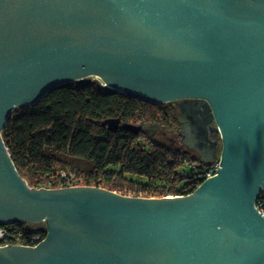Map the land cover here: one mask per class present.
I'll list each match as a JSON object with an SVG mask.
<instances>
[{"label": "water", "instance_id": "obj_1", "mask_svg": "<svg viewBox=\"0 0 264 264\" xmlns=\"http://www.w3.org/2000/svg\"><path fill=\"white\" fill-rule=\"evenodd\" d=\"M91 77L144 102H178L181 145L219 168L185 196L35 189L0 135V226L46 232L34 247H0V264H264L255 207L264 189V0H0V132L15 109ZM101 126L140 130L118 119Z\"/></svg>", "mask_w": 264, "mask_h": 264}, {"label": "trees", "instance_id": "obj_2", "mask_svg": "<svg viewBox=\"0 0 264 264\" xmlns=\"http://www.w3.org/2000/svg\"><path fill=\"white\" fill-rule=\"evenodd\" d=\"M176 112L170 103L144 102L97 82H71L32 106L15 109L0 135L29 188H66L64 181L76 178L78 186L123 196H185L204 180L207 165L180 147ZM108 119L140 130L133 134L119 127L111 133L101 126ZM167 132L172 136L166 141ZM0 227L9 238L21 234L24 244L33 235H46L43 224Z\"/></svg>", "mask_w": 264, "mask_h": 264}, {"label": "built area", "instance_id": "obj_3", "mask_svg": "<svg viewBox=\"0 0 264 264\" xmlns=\"http://www.w3.org/2000/svg\"><path fill=\"white\" fill-rule=\"evenodd\" d=\"M218 168H219V161L218 160L212 161L205 170L204 179L214 176ZM64 183L66 184L64 187L78 186L75 184V180L73 178L67 181L65 180ZM255 207L257 212L264 218V189L262 190L258 199L256 200ZM9 234H10L9 231L0 227V247H8V246L34 247L44 239L40 235H33L30 237L29 244H24L20 239L21 234H17L15 236H12L11 238H9Z\"/></svg>", "mask_w": 264, "mask_h": 264}, {"label": "flooded vegetation", "instance_id": "obj_4", "mask_svg": "<svg viewBox=\"0 0 264 264\" xmlns=\"http://www.w3.org/2000/svg\"><path fill=\"white\" fill-rule=\"evenodd\" d=\"M172 106H176V109H177V105H178V102H172V103H170ZM194 106H196V107H200V108H202L203 107V102L202 101H198V102H196L195 104H194ZM178 114H179V112H178V109H177V112H176V119H177V116H178ZM180 128V127H179ZM178 132H179V130H178ZM215 134H210V138L212 139V140H216V138L217 137H215L214 136ZM178 137H179V135H178ZM170 141V140H169ZM179 142H180V144H181V141H180V137H179ZM219 143V142H218ZM185 149H187L188 151H190V152H193L196 156H197V154H196V152L193 150V149H189V148H185ZM198 157V156H197Z\"/></svg>", "mask_w": 264, "mask_h": 264}, {"label": "rangeland", "instance_id": "obj_5", "mask_svg": "<svg viewBox=\"0 0 264 264\" xmlns=\"http://www.w3.org/2000/svg\"><path fill=\"white\" fill-rule=\"evenodd\" d=\"M91 81L92 82H99L98 81V79H96L95 77H91ZM172 135L170 134V133H165V137L163 136V140H166L167 138H169V137H171ZM215 137H217V135L215 134L214 135ZM167 141V140H166ZM180 147L182 148V149H185V147H183L181 144H180ZM192 156H194V157H197L193 152H191L190 153ZM186 171H187V169H186ZM73 176V175H72ZM75 180H76V178H74ZM124 192L125 193H127V194H130V195H133V192L131 191V192H129L128 190H124ZM123 191H122V193H124Z\"/></svg>", "mask_w": 264, "mask_h": 264}]
</instances>
